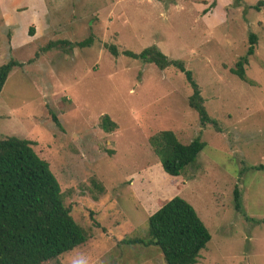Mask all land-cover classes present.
<instances>
[{
  "label": "rangeland",
  "instance_id": "obj_1",
  "mask_svg": "<svg viewBox=\"0 0 264 264\" xmlns=\"http://www.w3.org/2000/svg\"><path fill=\"white\" fill-rule=\"evenodd\" d=\"M250 34L243 82L231 70ZM151 46L191 72L212 124L189 108L182 73L122 54ZM10 60L22 66L0 93V140L32 142L89 235L46 264H164L125 241L146 238L174 197L210 235L196 264H264V0H0V66ZM161 131L204 144L179 177L150 146Z\"/></svg>",
  "mask_w": 264,
  "mask_h": 264
},
{
  "label": "trees",
  "instance_id": "obj_2",
  "mask_svg": "<svg viewBox=\"0 0 264 264\" xmlns=\"http://www.w3.org/2000/svg\"><path fill=\"white\" fill-rule=\"evenodd\" d=\"M30 34H33L32 29ZM248 43L245 56L239 58L231 70L243 82H247L244 68L254 54L256 36L250 34ZM65 45L69 43L54 42L46 48ZM107 48L113 56L118 55L115 47ZM122 54L152 64L160 71L172 67L182 73L191 89L187 100L189 108L197 114L201 126L213 123L191 72L181 61L169 60L155 46L139 54L129 51ZM21 66L14 60L0 66V93L12 69ZM52 120L58 123L53 115ZM100 128L104 132H113L116 125L108 116H103ZM149 143L161 169L171 178L183 175L204 148L199 137L182 144L170 131L155 134ZM32 145L31 141L14 137L0 140V264H46L72 252L89 239L87 231L73 219L70 206L64 203L48 163L36 155ZM147 227L146 238L125 242L157 249L164 264H196L210 240L194 209L179 197L172 198L149 215Z\"/></svg>",
  "mask_w": 264,
  "mask_h": 264
},
{
  "label": "crops",
  "instance_id": "obj_3",
  "mask_svg": "<svg viewBox=\"0 0 264 264\" xmlns=\"http://www.w3.org/2000/svg\"><path fill=\"white\" fill-rule=\"evenodd\" d=\"M244 262V261H243Z\"/></svg>",
  "mask_w": 264,
  "mask_h": 264
}]
</instances>
